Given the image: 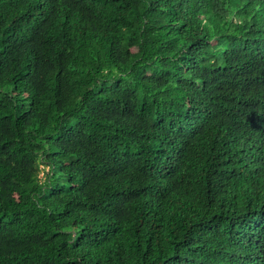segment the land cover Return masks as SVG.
<instances>
[{"label":"trees","instance_id":"trees-1","mask_svg":"<svg viewBox=\"0 0 264 264\" xmlns=\"http://www.w3.org/2000/svg\"><path fill=\"white\" fill-rule=\"evenodd\" d=\"M0 264H264V0H0Z\"/></svg>","mask_w":264,"mask_h":264},{"label":"rangeland","instance_id":"rangeland-1","mask_svg":"<svg viewBox=\"0 0 264 264\" xmlns=\"http://www.w3.org/2000/svg\"><path fill=\"white\" fill-rule=\"evenodd\" d=\"M39 176L42 177V178H44V172L42 171Z\"/></svg>","mask_w":264,"mask_h":264}]
</instances>
